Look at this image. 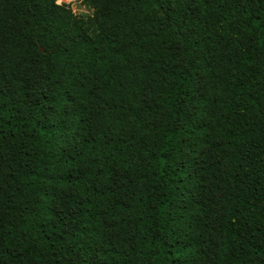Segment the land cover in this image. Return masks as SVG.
Returning <instances> with one entry per match:
<instances>
[{"label":"trees","instance_id":"trees-1","mask_svg":"<svg viewBox=\"0 0 264 264\" xmlns=\"http://www.w3.org/2000/svg\"><path fill=\"white\" fill-rule=\"evenodd\" d=\"M81 2L0 0V264H264V0Z\"/></svg>","mask_w":264,"mask_h":264},{"label":"rangeland","instance_id":"rangeland-1","mask_svg":"<svg viewBox=\"0 0 264 264\" xmlns=\"http://www.w3.org/2000/svg\"><path fill=\"white\" fill-rule=\"evenodd\" d=\"M71 6L73 11L77 14H83V15H88L89 13H92V10L89 9L88 7H85L82 3L81 0H72L71 1ZM81 9H84V11H81ZM96 30H94V33Z\"/></svg>","mask_w":264,"mask_h":264},{"label":"built area","instance_id":"built-area-1","mask_svg":"<svg viewBox=\"0 0 264 264\" xmlns=\"http://www.w3.org/2000/svg\"><path fill=\"white\" fill-rule=\"evenodd\" d=\"M71 1L72 0H60V3H58V4H71ZM82 1V0H81ZM82 3V2H81Z\"/></svg>","mask_w":264,"mask_h":264},{"label":"snow or ice","instance_id":"snow-or-ice-1","mask_svg":"<svg viewBox=\"0 0 264 264\" xmlns=\"http://www.w3.org/2000/svg\"><path fill=\"white\" fill-rule=\"evenodd\" d=\"M57 3H60V0H57Z\"/></svg>","mask_w":264,"mask_h":264},{"label":"clouds","instance_id":"clouds-1","mask_svg":"<svg viewBox=\"0 0 264 264\" xmlns=\"http://www.w3.org/2000/svg\"><path fill=\"white\" fill-rule=\"evenodd\" d=\"M81 11H84V9H81ZM90 14V13H89Z\"/></svg>","mask_w":264,"mask_h":264}]
</instances>
